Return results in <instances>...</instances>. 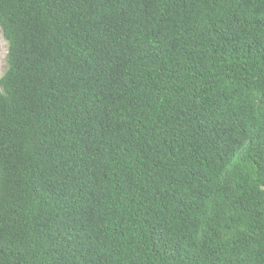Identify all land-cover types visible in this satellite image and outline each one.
Masks as SVG:
<instances>
[{"label": "trees", "instance_id": "trees-1", "mask_svg": "<svg viewBox=\"0 0 264 264\" xmlns=\"http://www.w3.org/2000/svg\"><path fill=\"white\" fill-rule=\"evenodd\" d=\"M0 264H264V0H0Z\"/></svg>", "mask_w": 264, "mask_h": 264}, {"label": "rangeland", "instance_id": "rangeland-1", "mask_svg": "<svg viewBox=\"0 0 264 264\" xmlns=\"http://www.w3.org/2000/svg\"><path fill=\"white\" fill-rule=\"evenodd\" d=\"M8 43L4 39V36L2 34V31L0 29V80L4 76L6 70H7V55H8Z\"/></svg>", "mask_w": 264, "mask_h": 264}]
</instances>
